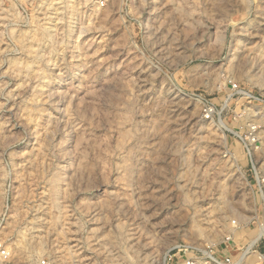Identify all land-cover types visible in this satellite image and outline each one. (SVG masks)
Here are the masks:
<instances>
[{
  "label": "rangeland",
  "instance_id": "1",
  "mask_svg": "<svg viewBox=\"0 0 264 264\" xmlns=\"http://www.w3.org/2000/svg\"><path fill=\"white\" fill-rule=\"evenodd\" d=\"M259 225L264 0H0L9 264H236Z\"/></svg>",
  "mask_w": 264,
  "mask_h": 264
},
{
  "label": "built area",
  "instance_id": "2",
  "mask_svg": "<svg viewBox=\"0 0 264 264\" xmlns=\"http://www.w3.org/2000/svg\"><path fill=\"white\" fill-rule=\"evenodd\" d=\"M232 223V230L230 231V234L226 236L227 241L233 242V231L238 230L241 228L240 224L236 221H231ZM262 225H259L258 231L256 235L246 244V246L241 247L240 249V257L242 264L243 262L247 263L248 259L256 255L257 258L262 262H264V233L261 234V227ZM261 246V250L259 251V247ZM240 257L238 259H240ZM53 258L49 257H41L38 258L34 264H56ZM10 261V253L8 252L7 248L4 246L2 242H0V264H9ZM226 261L229 263L230 260L226 258ZM15 264V263H14ZM184 264H193L191 260H185Z\"/></svg>",
  "mask_w": 264,
  "mask_h": 264
},
{
  "label": "crops",
  "instance_id": "3",
  "mask_svg": "<svg viewBox=\"0 0 264 264\" xmlns=\"http://www.w3.org/2000/svg\"><path fill=\"white\" fill-rule=\"evenodd\" d=\"M249 235V234H248ZM246 236H247V233H245V235L243 236V240H246ZM233 243H234V241H233ZM242 246H244V244L243 243H240Z\"/></svg>",
  "mask_w": 264,
  "mask_h": 264
},
{
  "label": "bare ground",
  "instance_id": "4",
  "mask_svg": "<svg viewBox=\"0 0 264 264\" xmlns=\"http://www.w3.org/2000/svg\"><path fill=\"white\" fill-rule=\"evenodd\" d=\"M220 210V208H218V211ZM222 210V209H221ZM241 261L239 260V261H237L236 262V264H239ZM75 264V263H74Z\"/></svg>",
  "mask_w": 264,
  "mask_h": 264
}]
</instances>
